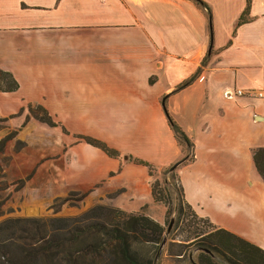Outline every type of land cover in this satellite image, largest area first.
<instances>
[{
    "label": "crops",
    "instance_id": "0c3cea01",
    "mask_svg": "<svg viewBox=\"0 0 264 264\" xmlns=\"http://www.w3.org/2000/svg\"><path fill=\"white\" fill-rule=\"evenodd\" d=\"M200 1L210 19L192 0H0V70L18 84L0 105L76 118L74 191H88L89 207L160 225L166 211L134 160L160 172L180 159L167 114L193 143V160L175 169L185 203L264 250V181L253 161L264 147V104L223 96L264 84V0H249L241 26L247 0Z\"/></svg>",
    "mask_w": 264,
    "mask_h": 264
},
{
    "label": "trees",
    "instance_id": "16d2710c",
    "mask_svg": "<svg viewBox=\"0 0 264 264\" xmlns=\"http://www.w3.org/2000/svg\"><path fill=\"white\" fill-rule=\"evenodd\" d=\"M206 10L210 19L209 8L200 0H192ZM238 19L237 26L248 21L249 0ZM199 70L180 83L173 92L190 85L197 77ZM18 89V84L10 73L0 70V93H11ZM43 118L32 113L41 123L55 127L50 117L41 109ZM31 110V109H30ZM168 125L174 139L182 152L175 163L163 170L168 180H163L164 187L158 181L152 184V197L155 202L163 203L166 216L175 215L171 228H177L185 217H191L192 224L201 222L211 227L202 231L189 223L186 240L174 243L179 250L170 254L178 260L188 258L192 253L190 246H195L194 264H264V250L229 232L217 229L208 220L199 218L188 206L178 183L176 196L171 198L168 187L169 178L174 177L175 169L171 167L193 160V143L182 129L166 114ZM7 138L0 141L4 143ZM82 140L91 147L99 149L110 158L120 155L101 141L90 137ZM255 167L264 181V147L253 154ZM145 166L152 176L153 167L143 161L134 160ZM178 182V181H177ZM84 196L82 195L79 200ZM167 197L168 203L162 202ZM169 198V199H168ZM61 200L60 204L68 201ZM170 202V203H169ZM2 203H0V210ZM57 211V210H56ZM186 212V213H185ZM1 214V211H0ZM197 223H193L196 222ZM167 229L144 214H127L119 209L104 205H95L73 217L17 218L0 223V264H156L159 250L171 235ZM206 251V252H205ZM189 262L190 258H188Z\"/></svg>",
    "mask_w": 264,
    "mask_h": 264
},
{
    "label": "rangeland",
    "instance_id": "374dc122",
    "mask_svg": "<svg viewBox=\"0 0 264 264\" xmlns=\"http://www.w3.org/2000/svg\"><path fill=\"white\" fill-rule=\"evenodd\" d=\"M8 105V101L0 105V141L7 138L0 144V223L17 218L73 217L91 208L86 201L88 191L85 195V192L73 189L75 182L79 181L75 178V165L69 163L71 147L79 139L71 126L76 118L49 116L55 123V127H51L33 117L32 113H36L43 118L37 108L30 110L13 105L9 108ZM89 151L87 156L96 159L95 152ZM166 179L168 175H164L163 171L153 169L152 184L158 181L163 188V180ZM169 181L171 184L168 191L171 198H174L177 194L175 191H178L176 175L169 178ZM82 195L84 197L79 200ZM65 198L69 200L60 204ZM163 198L162 202L168 203L167 197ZM159 205L166 211L163 203ZM174 217V214L168 217L165 213L162 226L167 229L169 221ZM191 220L190 216L185 217L177 228L172 232L170 230L171 235L160 248L156 264H191L189 257L178 260L170 255L179 250L174 243L186 240L189 223L192 225L190 230L192 227L202 231L211 229L201 222L192 224ZM195 249L193 245L189 247L193 261L197 254Z\"/></svg>",
    "mask_w": 264,
    "mask_h": 264
},
{
    "label": "built area",
    "instance_id": "2783aa9c",
    "mask_svg": "<svg viewBox=\"0 0 264 264\" xmlns=\"http://www.w3.org/2000/svg\"><path fill=\"white\" fill-rule=\"evenodd\" d=\"M223 96L228 100L246 97L261 101L264 104V84L262 85V87L253 90H243L238 88L227 90L223 93Z\"/></svg>",
    "mask_w": 264,
    "mask_h": 264
},
{
    "label": "water",
    "instance_id": "95a60500",
    "mask_svg": "<svg viewBox=\"0 0 264 264\" xmlns=\"http://www.w3.org/2000/svg\"><path fill=\"white\" fill-rule=\"evenodd\" d=\"M162 104H163V103H162ZM177 166H178V164H176V165H174L173 167H171L170 171L174 170ZM173 223H174V219H171V220L169 221L168 226H167V233L170 232ZM195 251H198V250H195ZM205 252H206V251H205ZM189 258H190V261L192 262V254L189 256ZM192 263H193V262H192ZM193 264H194V263H193Z\"/></svg>",
    "mask_w": 264,
    "mask_h": 264
}]
</instances>
